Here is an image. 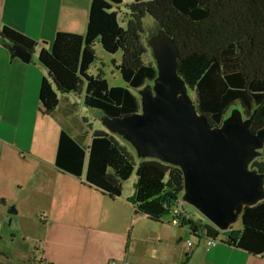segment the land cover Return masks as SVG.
<instances>
[{
	"label": "trees",
	"instance_id": "16d2710c",
	"mask_svg": "<svg viewBox=\"0 0 264 264\" xmlns=\"http://www.w3.org/2000/svg\"><path fill=\"white\" fill-rule=\"evenodd\" d=\"M122 1L90 0L83 34L56 31L50 50L40 49L38 60L47 69L38 93L44 113L55 109L58 93L82 90L83 104L106 117L138 112L132 89L156 77L154 64L144 60L146 47L141 40L143 18L149 15L178 48L177 71L210 125H219L228 106L239 103L246 116L255 113L253 131L264 126V0H131L122 19L125 27L118 21ZM0 42L30 52L37 45L7 25L0 26ZM95 43L107 53L120 52L119 64L113 62L125 86L109 85L102 71L88 72L96 58ZM84 141V135L76 138L61 130L56 168L83 177L88 186L109 197L121 196L122 181L134 170L133 190L127 197L134 211L151 220L174 217L173 208L183 191L179 167L150 159L135 163L128 149L102 129L92 132L89 143ZM251 166L264 173V147ZM177 217L195 237L217 238L222 233L227 245L264 257V200L242 210L238 228L219 230L184 212Z\"/></svg>",
	"mask_w": 264,
	"mask_h": 264
},
{
	"label": "crops",
	"instance_id": "0c3cea01",
	"mask_svg": "<svg viewBox=\"0 0 264 264\" xmlns=\"http://www.w3.org/2000/svg\"><path fill=\"white\" fill-rule=\"evenodd\" d=\"M89 2L0 0V26L37 44L23 62L0 42V264H32L34 247L41 264H264L263 256L223 241L210 246L205 239L195 249L180 220L173 228L171 215L136 213L127 200L133 188L109 197L56 168L61 130L84 135L87 144L101 128L78 114L83 90L58 93L55 109L44 113L38 93L47 69L38 53L50 50L56 31L83 34ZM20 240L30 243L23 248Z\"/></svg>",
	"mask_w": 264,
	"mask_h": 264
},
{
	"label": "water",
	"instance_id": "95a60500",
	"mask_svg": "<svg viewBox=\"0 0 264 264\" xmlns=\"http://www.w3.org/2000/svg\"><path fill=\"white\" fill-rule=\"evenodd\" d=\"M157 27L162 36L151 49L156 77L148 80L153 86L146 81L141 90L137 88L139 111L116 118L103 114L106 122L101 117L102 123L110 130L126 132L130 137L123 136L132 146L153 157L141 160L179 167L183 173L180 201L194 206L217 229L226 230L237 219V210L241 217L246 206L264 200V173L251 166L262 155L264 126L253 131L255 113L246 116L239 103L242 115L224 120L230 104L220 124L210 125L177 71L178 48L170 35ZM6 48L13 58L31 60V52L18 44ZM8 213L15 209L11 206Z\"/></svg>",
	"mask_w": 264,
	"mask_h": 264
},
{
	"label": "rangeland",
	"instance_id": "374dc122",
	"mask_svg": "<svg viewBox=\"0 0 264 264\" xmlns=\"http://www.w3.org/2000/svg\"><path fill=\"white\" fill-rule=\"evenodd\" d=\"M129 2H131V0H123L120 4H119V13H118V21L122 26H126L125 23V18L127 17L125 14L128 13L126 4H128ZM117 9V8H116ZM124 19V20H122ZM143 25H144V33L141 34V39L144 43V45L146 46V52L144 55V60L146 62H151L154 63V57L152 55V47L153 45L157 44V42H159V39L161 38V32L159 31L155 21L152 19L151 16L147 15L145 18H143ZM54 38V37H53ZM53 43V40H52ZM94 52H95V60L93 63H90L88 72L91 73L92 75L97 74V72L102 71L104 77L106 78V81L109 85H122L125 86V82L122 81V77L120 75V73L118 72V70L115 68L114 65L119 64L120 62V52L117 51L115 53H107L106 51H104L102 49V47L100 46L99 43H95L94 46ZM113 60H116V64L113 62ZM146 85H152L153 86V82L152 81H147L145 83ZM139 90L142 89V87L138 88ZM138 89H132L133 92L136 94H138ZM74 96H77L74 95ZM140 96V95H139ZM194 98V97H193ZM76 99V98H75ZM81 110L78 111L79 113H83L85 116H87L89 118V122L91 124H93L95 126V128H101L104 129L105 131L109 130L110 132L114 133L116 135L117 138H119L123 143L127 149L131 152V154L134 157V161L135 163H139L141 161V159L143 158H153L149 155L143 154L142 152H140L135 145H131L129 143V141L127 139H125L126 137H130L128 136V134H126V132H120L118 129L115 130H110L109 128L105 127V124L102 123L101 117L102 119H105L106 122V118L103 115L102 112L96 110V109H92L89 108L88 106H85L83 104H81ZM242 115V109L240 107V105L238 103L232 104L229 106L226 114L224 115V120H227L235 115ZM135 174L136 172L133 170V172L122 181V185H123V192H127L128 190H131L133 188V182H135ZM181 209L185 212H187L188 214L192 215L194 219H196V221L198 222H206L208 221L204 216H202L198 211H196L195 207L192 206L191 204L184 202L182 203V207ZM237 219L235 220V222L233 223V227L237 228L240 227V225H242L241 223V217H240V210H237ZM173 228H177L174 224L170 225ZM176 230V229H175ZM189 235V234H188ZM224 235L222 233H220L218 235V237L216 238V244H222V240H223ZM205 239H207V237H203V238H199V237H195L191 236L190 237V241L193 243V247H195V249H197L198 247H200L203 242L205 241ZM20 245L25 248V245H28V243H30V241L28 242L26 241H19ZM34 256L35 259L31 260L32 264H41V262H39V253L37 251V249L34 247L32 249L31 252V256ZM32 256V257H33Z\"/></svg>",
	"mask_w": 264,
	"mask_h": 264
},
{
	"label": "built area",
	"instance_id": "2783aa9c",
	"mask_svg": "<svg viewBox=\"0 0 264 264\" xmlns=\"http://www.w3.org/2000/svg\"><path fill=\"white\" fill-rule=\"evenodd\" d=\"M181 207H182V202L180 201V199H178L177 205L173 208L174 217L171 219L172 224H176L179 222L177 215L179 212L180 213L182 212ZM216 240H217L216 238L207 237L206 243L209 244L210 246H213L216 243ZM190 245H191L190 241H187L186 242V248L188 249L190 247Z\"/></svg>",
	"mask_w": 264,
	"mask_h": 264
}]
</instances>
